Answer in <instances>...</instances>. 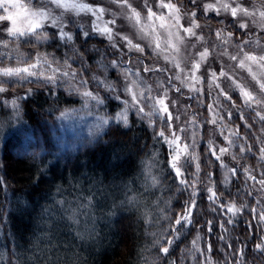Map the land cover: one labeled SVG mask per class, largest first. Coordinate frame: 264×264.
<instances>
[{"label": "clouds", "instance_id": "clouds-1", "mask_svg": "<svg viewBox=\"0 0 264 264\" xmlns=\"http://www.w3.org/2000/svg\"><path fill=\"white\" fill-rule=\"evenodd\" d=\"M40 101L0 264H264V0H0V127Z\"/></svg>", "mask_w": 264, "mask_h": 264}, {"label": "trees", "instance_id": "trees-1", "mask_svg": "<svg viewBox=\"0 0 264 264\" xmlns=\"http://www.w3.org/2000/svg\"><path fill=\"white\" fill-rule=\"evenodd\" d=\"M43 102H37L34 105V112L24 120H18L17 126L13 131L8 133L5 137L3 126L0 127V174L5 177V183L9 187H15V189L28 188L29 184L35 180V173L32 167L27 164V159L33 154H20L16 151L21 147L26 146L28 150H52L56 152L71 151L67 148V140L73 138V136H66V142L63 144L64 133L61 128L51 127L47 122L46 116L41 111V104ZM3 136V137H2ZM62 142V143H61ZM129 141L127 138H118V143L127 145ZM64 145L65 148L62 146ZM109 152L107 149L102 150L100 153L95 154L92 158V162L96 167L103 168L108 160ZM55 162L50 165L52 172L55 173ZM131 161H125L121 167H130ZM40 185H43L46 181L41 175L37 181ZM2 191V189H0ZM40 191L39 188L31 189L30 194L36 195ZM215 230V228H214ZM242 226V231H243Z\"/></svg>", "mask_w": 264, "mask_h": 264}, {"label": "rangeland", "instance_id": "rangeland-1", "mask_svg": "<svg viewBox=\"0 0 264 264\" xmlns=\"http://www.w3.org/2000/svg\"><path fill=\"white\" fill-rule=\"evenodd\" d=\"M18 123V121L16 122H12V121H8L4 124V132L5 134H3V136L5 137L6 135H8V133H10L11 131L14 130V128L17 126L16 124ZM2 128V127H1ZM64 133V137H63V144L66 142V136L70 135V136H73L72 139L70 140H67L68 142H66L68 145H67V148L71 149L74 147V138L76 137V129L74 128H64V129H61ZM2 136V137H3ZM62 143V142H61ZM62 146V145H61ZM63 148L64 145L62 146ZM37 149H34V150H28V148L26 146L23 145V147H21L20 149H18L16 152L17 153H20V154H26V155H29V154H33Z\"/></svg>", "mask_w": 264, "mask_h": 264}]
</instances>
